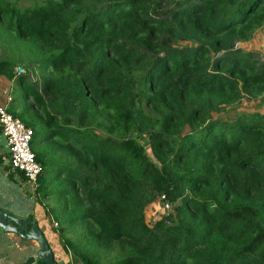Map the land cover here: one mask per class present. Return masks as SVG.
<instances>
[{"label": "trees", "instance_id": "obj_1", "mask_svg": "<svg viewBox=\"0 0 264 264\" xmlns=\"http://www.w3.org/2000/svg\"><path fill=\"white\" fill-rule=\"evenodd\" d=\"M30 1L0 0L6 33L41 54L33 117L9 112L34 132L35 197L58 201L75 264H102L63 236L75 226L119 251L110 264H264V115H222L264 93V56L240 48L264 0Z\"/></svg>", "mask_w": 264, "mask_h": 264}, {"label": "crops", "instance_id": "obj_2", "mask_svg": "<svg viewBox=\"0 0 264 264\" xmlns=\"http://www.w3.org/2000/svg\"><path fill=\"white\" fill-rule=\"evenodd\" d=\"M17 68V67H16ZM13 69L10 76L1 74L0 106H8L10 112L19 113L22 110L32 113L31 99H25L24 88L32 83L27 77L24 81L21 75H16ZM51 197H35L24 183L23 175L11 169L9 165V149L0 132V211L3 210L16 219L36 221L43 233L57 264H70L65 256L59 228L54 224L59 222L48 214V202ZM38 246L35 242L22 241L13 234H5L0 230V264H38Z\"/></svg>", "mask_w": 264, "mask_h": 264}, {"label": "rangeland", "instance_id": "obj_3", "mask_svg": "<svg viewBox=\"0 0 264 264\" xmlns=\"http://www.w3.org/2000/svg\"><path fill=\"white\" fill-rule=\"evenodd\" d=\"M12 1L16 0H11V2ZM31 3L32 1L30 0H21L19 4L23 7H27L30 6ZM4 25V22H0V60L8 62L13 68L17 67L24 69L26 74H30L32 83H39L40 68L37 65V61L41 57V54L38 52L36 45L31 39H17L15 37H11L6 33ZM240 48H243L246 51H254L257 54L264 56V26L261 30L258 31L257 35L243 42L240 45ZM34 111L35 110H33L32 113H28V115H26V118L29 119L33 117V114L35 113ZM240 114L264 115V93L261 95H257L256 97H244L241 100L227 106L225 108V112L222 113V115L226 119H234ZM36 127L38 128L40 126L36 124ZM38 137V135L35 137V143L33 145V150L36 152L42 151L43 148V146L38 145ZM54 158H60L61 160L64 159L62 156L58 155H56ZM46 162H48V159H46ZM58 179V177H46L45 183L49 185L50 189L54 187L56 188ZM163 204L164 203L162 202V200L159 199L146 208L144 217L147 224L152 225L154 221L169 212V209H165L163 207ZM58 205V201L54 197H51L48 202V207L51 209L53 208L54 211L58 212V215L60 216L58 221L59 225H61V228H64V218L60 214ZM74 228L75 229L71 231L67 230L63 232V236L79 245V247L82 248L86 254L92 256L102 264H110L118 258L119 251L117 249L95 248V246L89 245L87 243L88 240L83 237L85 234L83 227L75 226ZM58 233L61 235L60 230L58 231ZM61 244L63 243L61 242ZM64 250V254L69 259L70 264H75L74 259H72L71 253L66 249Z\"/></svg>", "mask_w": 264, "mask_h": 264}, {"label": "built area", "instance_id": "obj_4", "mask_svg": "<svg viewBox=\"0 0 264 264\" xmlns=\"http://www.w3.org/2000/svg\"><path fill=\"white\" fill-rule=\"evenodd\" d=\"M15 73L19 76L25 71L22 68H16ZM7 107L0 106V132L9 148V165L11 169L23 175L24 183L30 188L32 194H35L38 188V179L43 174L44 169L37 162L31 149L34 132L19 118L14 117ZM163 207L170 209L167 203H164ZM54 227L58 228V224L55 223Z\"/></svg>", "mask_w": 264, "mask_h": 264}, {"label": "water", "instance_id": "obj_5", "mask_svg": "<svg viewBox=\"0 0 264 264\" xmlns=\"http://www.w3.org/2000/svg\"><path fill=\"white\" fill-rule=\"evenodd\" d=\"M0 230H2L5 234L16 235L22 241L35 242L38 246L37 259L43 264H57L54 259V255L36 221L19 220L11 214L1 210Z\"/></svg>", "mask_w": 264, "mask_h": 264}]
</instances>
